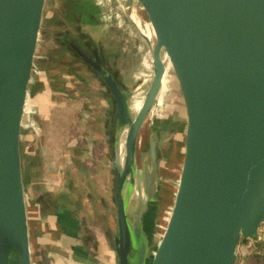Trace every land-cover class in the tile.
Returning <instances> with one entry per match:
<instances>
[{"label":"water","instance_id":"obj_1","mask_svg":"<svg viewBox=\"0 0 264 264\" xmlns=\"http://www.w3.org/2000/svg\"><path fill=\"white\" fill-rule=\"evenodd\" d=\"M148 19L153 79L132 91L98 55L116 106L117 264H236L264 223V0H137ZM47 0H0V264H33L22 144ZM172 127L173 191L154 249L158 135L144 159L143 205L131 217L141 130L160 95ZM124 143V152L122 145Z\"/></svg>","mask_w":264,"mask_h":264},{"label":"crops","instance_id":"obj_2","mask_svg":"<svg viewBox=\"0 0 264 264\" xmlns=\"http://www.w3.org/2000/svg\"><path fill=\"white\" fill-rule=\"evenodd\" d=\"M50 1L51 11L48 24L50 21L51 24H54L57 14L66 11L70 14L80 12L78 24L81 26V30L92 35L101 55L106 52V55L110 56L111 49L107 50L104 46L106 40L109 39L107 13L111 11L110 6L104 7L106 2L103 4V0ZM119 1L116 0L118 7L117 5L113 7L117 12V18L120 19V15L123 14L124 17L126 16V21L133 23L131 26L134 28V24H137L135 17L145 15L140 4L137 0H121V3ZM116 7L118 10H115ZM68 21L69 23L60 26L62 28L61 36H57L58 33L54 30L53 32L57 33L56 36L48 35L46 37L49 45L46 43L43 47L40 43L38 44L29 89V113L34 116L35 124L41 126L43 133L40 147L46 146V139L48 142L49 139H53L48 135L51 127L55 128L54 123L59 122L58 112H61L60 116L66 121L64 125L60 126L63 131H66L64 145L60 146V155L51 152V149H48L49 146L47 152L33 151L39 147V144L30 143L33 146L30 153L32 151L35 153L36 160L39 161L43 157L41 163L27 164L28 170H30L27 175L28 181H25L26 184L24 182L32 255L34 254L36 261L34 264H117L115 246V239L118 235L117 207L114 202L116 173L112 165L115 150L111 146L110 127L108 126L111 113L115 109V103L108 95V90L102 82L100 85L96 83L95 87H90L86 84L85 77L77 73L74 67V62H77L76 56L61 42L64 37H67L68 31L81 41H84L87 35L82 32L75 33L73 25L70 23L71 19ZM91 25H93V31L88 29ZM121 25L123 23L118 24V27ZM136 27L138 26L136 25ZM110 30L114 31L115 29L110 28ZM110 30L109 32H111ZM135 30L137 29L135 28ZM48 33H51L49 27H47ZM112 39H114L113 36ZM51 43H57V46L51 48L53 45ZM115 44L119 45L116 48L117 57L115 55L111 58L107 56L110 61L104 59L105 64L106 62L113 64L119 62L122 69L134 57L137 58L133 49L121 45V40ZM68 56L69 58L66 59ZM138 56H140L141 66H143L142 57L139 54ZM145 65V68H148L147 64ZM106 66L112 70L109 65L106 64ZM116 77L125 86L131 83L128 81L129 77L126 73H123V78L127 77V80H122V77L117 73ZM95 92L97 94L94 95ZM86 95H91L94 99L99 97L101 109L93 108V106L86 105L85 101H81ZM69 106L77 108V115L75 112L71 117L72 114L68 112ZM70 117L74 121L71 130L65 128L68 122L66 119ZM62 119L60 121H64ZM24 140L26 141V138ZM51 146L54 145L51 144ZM93 159H96L94 163L96 167H93ZM94 173L99 176L101 184L95 183L96 175ZM87 184H91V186ZM28 191H31L30 195H28ZM63 192L67 195V199H64L67 202H72L64 203L60 208L52 204L55 202V197L54 201H49L52 198L46 197V194L56 193L55 196H58ZM49 203L51 206L48 205ZM87 218L98 224L96 226L99 231L95 229L97 227L94 228V223L93 225H91L92 222L87 224ZM89 225L95 229L96 234L90 231ZM237 253V264H264L259 261L257 254L247 249L244 244L238 247Z\"/></svg>","mask_w":264,"mask_h":264},{"label":"rangeland","instance_id":"obj_3","mask_svg":"<svg viewBox=\"0 0 264 264\" xmlns=\"http://www.w3.org/2000/svg\"><path fill=\"white\" fill-rule=\"evenodd\" d=\"M105 2H106V5H104V7L110 6L109 9H111L112 12L109 11L107 13V17L111 16V18L107 21L108 26H109L108 30H107L108 31L107 34L109 35V39L106 40V43L104 44V46L106 47L107 50L111 49V53H110V56H109V54L106 55V52L104 54L102 53V55H103L105 61H107V60L110 61L109 58H111L113 55L116 56V54H117L116 48H118L119 45L115 44V43L119 42L120 40H121V45H123V47L128 48V49H133L136 52L135 56H137V58L134 57V59L129 61L127 66L123 67L122 69L119 66V62L115 63V64L106 62V64L109 65V67L114 72L117 73V75L122 77V80L128 79L127 77L123 78V73H126V75H128V77H129L128 81H130L131 83L127 87L132 91V94H133L131 97L132 109H133V112L136 114V111H138L140 109V107H138V106L143 102L145 95L148 91V88L151 85V82L153 79V73H154L153 67H152V62H151V47H150L149 43H147L148 41L146 38V35H148V32H149L148 31V25H149L148 19H147L146 15L136 16L135 21L137 22L136 25L139 28L136 27L135 24H134L135 27L133 26L134 28H132L131 25H133V23L131 22L132 23L131 24L129 21H126V16L124 17L123 14H121L120 19H118L119 17L117 18V12L114 11V9H113V7H115V5H117L116 0H106ZM50 3H51V1L47 0L46 7H45V13H44V17H43L41 34H40V40H39V43L43 47L46 43L49 45V41L47 42V40H46V37L48 35L56 36V34L58 33L57 36H61L60 32H61L62 28L57 24V21H59V18H61V14L56 15L55 20L53 22L54 24H51V21L48 24V21L50 19L49 13L51 11ZM119 3H121V0L119 1ZM117 7H118V5H117ZM117 7L115 10H118ZM128 14L130 15L131 13H128ZM116 18H117V20H119V23H117ZM121 20H122V22H121ZM104 22L105 21L103 20V23ZM114 22H116L115 25H112V24H114ZM120 22L123 23V25L118 27V24H121ZM47 27H49V29L51 31L50 34L49 33L47 34ZM110 28H114L115 30L111 31ZM135 28L137 30H135ZM88 29H92V31H93V25H91L90 28L88 27ZM54 30L57 33L53 32ZM109 30L112 32V36L114 37V39H112L111 32H109ZM75 32L77 33L76 30H75ZM113 41H114V43H113ZM52 44L53 43H51V45ZM53 46L54 47L57 46V43L53 44L51 46V48ZM102 47H103V45H102ZM133 50H131V51H133ZM72 54H74L77 58V62L76 61L74 62V67L77 70L78 74H81V76L85 77V79L87 80L86 84L90 87H93V86L95 87L96 83L98 85H100L101 81L98 79V74L96 72H94L88 64L82 62L78 55H76L74 52ZM138 54L141 55V57H142L141 60H142L143 66H141V62L139 59L140 56H138ZM107 56H109V58H107ZM68 58H69V56L66 59H68ZM145 64H147L148 68H145V66H146ZM121 66H123L122 63H121ZM129 66H131V67H129ZM80 92H81V90H80ZM93 94L95 95L97 93L95 92ZM81 101H83V102L85 101L86 105H88V106H93V108L101 109L99 107V102H100L99 97H97V99H94V100H89L88 96L86 95L83 98V100H81ZM100 105H101V102H100ZM136 105H138V106H136ZM29 110H30V103H28V106H27V113L29 112ZM66 110H67V108H66ZM76 111H77V108H74L72 106L68 107V112L72 114L71 117L75 114ZM58 113H59V117L62 119L63 117L60 116L61 112H58ZM75 115H77V112ZM33 117L34 116L31 113H29L27 116V123H26V127L24 129L25 130L24 138H26V141L24 140L23 144H22L23 156L25 154L30 153V151L33 148V146H31L30 143L33 144V142L39 144L38 145L39 147H37V149L35 148V150L33 149V151L40 150V151H46L47 152V147L49 146L48 149L50 148L51 152H54L55 154L60 155V152H61L60 146L64 145V140H65L64 135L66 134V131H63L60 128V126L64 125L66 123L65 119H62L64 121H60L61 119L59 118L58 119L59 122L54 123L55 128L51 127V131L48 135L49 137H52L53 139L51 140L48 137L49 142L46 139V143H45L46 146H43V148H42V147H40V141H41V138L43 136V133L41 132V126L38 124H35V120ZM71 117L66 119V120H68V122L65 125V126H67L65 128H69V130H71V127H73L72 124H74V121ZM93 119H95V118H93ZM171 122L172 121H171V118L168 114L167 107H166L165 92H163L160 95L159 99L156 101V103L153 107V110H152V114L150 115V117L145 122V124L141 130L140 136H139V144H138V151H137V167H138L137 189L134 193V197H133V200L131 203V217L134 214L138 213L140 206L143 205L144 214H145V222L147 223V217H148L147 216V214H148V203H147V201H148V199H147V196L145 194L144 187H143V166H144V159L149 158L150 136L153 134V132H155L154 130H158V136H159L158 148L160 149V152H161L160 160H159V174H160L159 175V186L161 188V192H160V197H159V199H160L159 200V207H158V210L156 213L154 225L150 228V234H151V240H152L151 249H154V247L156 246L157 241L159 239V233L161 231V225L163 224L165 217H166V214H167V210L169 209V206L171 203L172 191H173V188H172L173 187V166L172 165H173V159H174L173 158L174 157L173 156V144H174V139L176 138V136H175L176 134H175V130H173L174 126L172 127ZM43 139H45V137H43ZM51 144H53L54 146H51ZM122 148H123L122 150L124 152V143L122 145ZM33 151L30 154L32 156H35L34 155L35 153ZM36 156H37V154H36ZM93 156H94V154H93ZM41 160L43 161V157H41V159H39L38 163H41ZM95 162H96V159H93V162H92L93 167H96L94 164ZM27 164H28L27 160L25 159V156H24V158H23V177L25 178L24 182L28 181L27 175H28V172L30 170V169L28 170ZM26 182H25V184H26ZM85 183H87V182L85 181ZM95 183L96 184L102 183L99 176H97V175H96ZM87 185L91 186V184H87ZM41 186H43V185H41ZM30 194H31V191H28V195H30ZM55 195H57V194L56 193H54V194L50 193V194H46V197H51L52 199H50L49 201H54L55 198H59V196H55ZM169 195H170V197H169V202H168V196ZM161 196H162V198H161ZM63 200L65 201V203H71L72 202V201L67 202V200H65V199H63ZM86 220H87V224H89V222H92L91 225H93V223H94V228L97 227L96 226L97 223L94 222L92 219L87 218ZM91 225H89L91 227V228L89 227L91 232L95 233V229L99 231L98 227L94 229ZM33 255H32V257H33V264H34L36 261H35V258Z\"/></svg>","mask_w":264,"mask_h":264},{"label":"trees","instance_id":"obj_4","mask_svg":"<svg viewBox=\"0 0 264 264\" xmlns=\"http://www.w3.org/2000/svg\"><path fill=\"white\" fill-rule=\"evenodd\" d=\"M66 13V14H65ZM65 13H61V18H59V21H57V24L59 25V26H61L62 27V25L64 24V23H69V21H68V19L70 20L71 19V22L70 23H72V25H73V28H74V30H76L77 32H82L84 35H87L86 37L87 38H90V40L91 41H94L93 40V37H92V35L90 36L87 32H83L82 30H81V26L78 24L79 22H80V12H75V14L73 13V14H70L69 12H65ZM69 13V14H68ZM64 20H66L67 22H65ZM82 34V35H83ZM70 35H71V33H69V31H68V34H67V37L66 38H68V37H70ZM85 37V38H86ZM65 38V37H64ZM62 45H64L65 47H68L70 50H72L76 55H78L79 56V54H77V52H79L80 54H81V50L79 51L78 49H76V51L75 50H73V49H71V47H69V45L67 44V42H66V39H62ZM79 58H81L80 56H79ZM90 68L94 71V72H96L97 74H98V72L93 68V67H91L90 66ZM110 70V69H109ZM113 74H114V76L116 77V72H114V71H112V70H110ZM98 78L101 80V82L104 84V86L107 88V90H108V95L113 99V97H112V94H111V91H110V89L108 88V86L106 85V83L101 79V77H100V75L98 74ZM117 78V77H116ZM118 80V79H117ZM119 81V80H118ZM120 82V81H119ZM121 83V82H120ZM121 84H123V83H121ZM124 85V84H123ZM125 86V85H124ZM88 98H89V100H93L94 98H92L91 96H88ZM113 101H114V99H113ZM114 103H115V101H114ZM116 106H115V109H114V112L112 111V113H111V119H110V122H109V127H110V136H111V146H112V149H113V147H114V144H115V141H116V136H117V129H116V126H115V120H116ZM154 131H156L157 133H158V130H154ZM159 152H160V149H159ZM160 154H161V152H160ZM25 156V159L27 160V163H29V164H31V165H35V164H38V160H36V157L35 156H32L31 154H25L24 155ZM24 156H23V158H24ZM158 159H160V156H159V158ZM113 170L115 171V167H114V161H113ZM173 166V165H172ZM59 196V198H55V202L54 203H52V204H55L56 205V207L57 208H60V206L61 205H63L64 203H65V201L63 200L64 198L65 199H67V195L63 192L61 195H58ZM169 197H170V195L168 196V202H169ZM166 200V199H165ZM43 203H45V202H43ZM47 203V202H46ZM49 206H51V203H49L48 204ZM258 248L259 249H261L262 251H263V253L262 254H258L257 255V257H258V259H259V261L261 262V263H264V240H261V241H259L258 242ZM237 264V263H236Z\"/></svg>","mask_w":264,"mask_h":264},{"label":"flooded vegetation","instance_id":"obj_5","mask_svg":"<svg viewBox=\"0 0 264 264\" xmlns=\"http://www.w3.org/2000/svg\"><path fill=\"white\" fill-rule=\"evenodd\" d=\"M75 32V30H73ZM76 33V32H75ZM81 33V32H80ZM80 36V35H79ZM82 36V35H81ZM66 39L67 44L69 45V47H71V49L75 50L78 49L79 51L81 50V54L79 52H77V54H79V56L81 57L80 60H82V62L88 64L89 66H91V64H89L84 58L83 56H86L90 59H93V61L96 60V58L98 57V55L102 58L103 62H104V58L101 55L100 51L98 50L96 44L94 41H91L90 38H85L84 41H81V39L79 40L77 37H75L74 35H70V37L68 38H64ZM83 55V56H82ZM105 63V62H104ZM106 65V64H105ZM92 67V66H91ZM132 103V102H131ZM156 132V131H155ZM154 133V132H153ZM157 133V132H156ZM158 135V133H157ZM158 144H159V136H158V143H157V150H158V158L160 156V152H159V148H158ZM150 152V151H149ZM160 159H158L159 162ZM160 175V174H159ZM159 190L161 191V188L159 186Z\"/></svg>","mask_w":264,"mask_h":264},{"label":"built area","instance_id":"obj_6","mask_svg":"<svg viewBox=\"0 0 264 264\" xmlns=\"http://www.w3.org/2000/svg\"><path fill=\"white\" fill-rule=\"evenodd\" d=\"M106 0H103V4L105 3ZM108 19L111 18V16H108L107 17ZM29 112L27 113V116H28ZM27 123V121H26ZM261 240H264V223L261 225L260 229H259V233L258 235L255 237V238H251L247 241L246 244H244L247 249H249L250 251L256 253L257 255L258 254H262L263 251L261 249L258 248V242L261 241Z\"/></svg>","mask_w":264,"mask_h":264},{"label":"bare ground","instance_id":"obj_7","mask_svg":"<svg viewBox=\"0 0 264 264\" xmlns=\"http://www.w3.org/2000/svg\"><path fill=\"white\" fill-rule=\"evenodd\" d=\"M147 37L149 36V32H148V35H146ZM138 100V99H137ZM139 102V101H138ZM143 103V102H142ZM142 103L138 106V105H136V106H138V107H141L142 106ZM137 112V111H136ZM161 192V191H160ZM161 198H162V196H161ZM162 200V199H161Z\"/></svg>","mask_w":264,"mask_h":264}]
</instances>
